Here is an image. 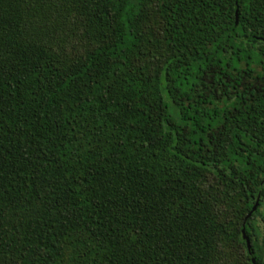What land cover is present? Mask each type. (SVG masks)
<instances>
[{
    "label": "trees",
    "instance_id": "trees-1",
    "mask_svg": "<svg viewBox=\"0 0 264 264\" xmlns=\"http://www.w3.org/2000/svg\"><path fill=\"white\" fill-rule=\"evenodd\" d=\"M252 256L264 0H0V264Z\"/></svg>",
    "mask_w": 264,
    "mask_h": 264
},
{
    "label": "water",
    "instance_id": "water-1",
    "mask_svg": "<svg viewBox=\"0 0 264 264\" xmlns=\"http://www.w3.org/2000/svg\"><path fill=\"white\" fill-rule=\"evenodd\" d=\"M235 15H236V19H235V25L238 24V19H239V12H238V7H236V12H235ZM259 198L260 196L258 195L257 198H256V201L252 207V209L248 212V214L246 215L245 217V221L243 223V229H242V232H243V238L245 239L246 241V244H247V248H248V251L250 254H252V246H251V242H250V239H249V236L247 234V231H246V220L251 216V214L253 213V211L256 210V208L258 207V204H259ZM252 259V263L253 264H257L256 263V258L254 256L251 257Z\"/></svg>",
    "mask_w": 264,
    "mask_h": 264
}]
</instances>
